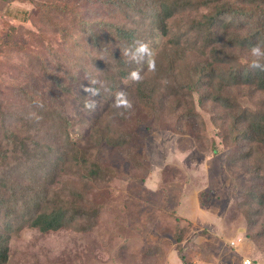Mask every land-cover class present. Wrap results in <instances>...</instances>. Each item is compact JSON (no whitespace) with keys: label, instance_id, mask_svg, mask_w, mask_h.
Here are the masks:
<instances>
[{"label":"rangeland","instance_id":"obj_1","mask_svg":"<svg viewBox=\"0 0 264 264\" xmlns=\"http://www.w3.org/2000/svg\"><path fill=\"white\" fill-rule=\"evenodd\" d=\"M116 1L0 0V145L5 132L20 124L17 118L25 121L41 103L36 108L37 122L46 123L42 132L47 134L53 112L67 118L76 147L108 171L84 183L73 159L64 161L65 152H45L60 144L52 136L43 140L47 146L38 156L13 165L4 182L18 201L36 189L47 195L41 211L52 210L53 198L61 195L92 216L40 232L15 205V220L0 212V227H9L5 264H241L243 257L264 264V207L252 203L264 193V146L253 141L251 128L256 118L264 126V92L230 88L223 108L206 99L207 78L191 98L174 88L175 77L211 62L212 51L190 25L223 0L207 10L184 11L175 10L171 0H134L128 15ZM163 3L164 35L157 17H150L151 8L159 15ZM229 3L247 6L245 0ZM226 19L242 28L225 31L239 37L226 53L240 71L250 64L253 45L241 37L248 26L262 29L264 13L254 21L225 17L215 35L224 32ZM136 40L149 44L158 69L144 62L136 68L141 80L153 84L145 104L129 88L131 80L110 87L99 76L101 67L126 57L124 50ZM91 80L99 81L93 85L99 91L94 111L84 108L91 98L83 88ZM171 88L178 95L170 96ZM121 90L130 109L113 105ZM243 111L260 114L244 117Z\"/></svg>","mask_w":264,"mask_h":264},{"label":"trees","instance_id":"obj_2","mask_svg":"<svg viewBox=\"0 0 264 264\" xmlns=\"http://www.w3.org/2000/svg\"><path fill=\"white\" fill-rule=\"evenodd\" d=\"M220 1L222 0H171V4H173V8L175 10L179 11H184L186 9H199L203 7L207 10L208 8L206 7L219 3ZM135 2L136 1L134 0H118L116 1V4L123 15H128L132 12V10H134L133 6L135 5ZM245 5H247L245 8L240 6L238 9H235L230 6L229 0H223V4L221 6L216 5L212 12L209 11L206 14H201L200 21L197 20L192 22L193 24L190 25V28L197 31V35L202 39V45H204L203 47L209 48V50L212 51L209 58L211 62L203 60L195 66L191 72H186L180 79L175 77L176 80L174 83L177 85L174 87L175 89L178 87V89L187 91L188 97L191 98L192 95L196 93V89H199L200 86L203 85V79L207 78L206 84L208 85V91L206 99L216 102L223 108H227L224 101L229 100L227 93L230 88L247 87L249 89V94H252L250 91L251 89L254 91L264 92V71L252 69L250 64H248L246 68H243L242 70L240 69L239 71L232 68V65L228 63V59H230V57L227 58L228 55L226 53V46L235 47L236 41L239 40V37L237 35V38L231 39L226 32L229 30L232 31L233 29L237 32L242 28L230 23V19H226L223 26V29L225 28L224 32L217 33L215 35V29H219L218 23L224 21L225 17L246 18L254 21L256 16H260V14L264 13V0H245ZM193 6L195 7L192 8ZM166 12L167 9L163 3L159 15L157 14L158 12L155 11V7L151 8L150 13V17H157L156 22L161 26V34L163 35L166 33V27H164V19L168 16ZM143 13L144 15L148 14L147 12ZM152 20H154V18ZM261 27L262 29L256 27H253V29L252 26H248V31L243 34L241 41L246 43L248 46L256 43L257 41L264 44V42L260 40L261 37L264 39V21L262 22ZM115 32L120 36L122 34L121 30L118 28ZM123 36H127V34L124 33ZM222 40L224 41L222 42ZM98 43L99 42H97V44ZM219 48L221 49L219 50ZM119 63H115V65H112L110 68L106 67L108 65L101 68L98 67L99 65H95L96 68L90 65L89 67L91 70L93 69L95 71L100 68L101 75L99 76H102V78L100 77V80L110 83V87H114V85H119L120 83L122 84L121 81L127 78L132 71H136V68H138L139 65V63H134V61H131L127 56L119 58ZM145 65L148 68L146 63ZM153 71H158V69L155 67V70ZM155 80H157L156 77L151 81ZM152 85L153 84L147 80H141L140 82L132 81L129 88H131L132 91H136V97L142 100V103L145 104L144 99L147 94H151L152 96V93H154V89L151 88ZM170 94L168 95L175 97L178 95V92L172 91L171 88ZM193 103L194 102L192 101V104ZM113 105L115 104L113 103ZM237 105L240 106L239 104ZM32 108V113H35V117H29L25 121L17 118V121L20 122V124H16L15 128L8 129L9 131L5 132V142L3 145H0V212H2V215L4 216H10V214H12L15 220L16 217L14 215V211L12 212V208L15 205L17 206V211L21 212V210H23L26 215H29L26 220L29 221L30 226L37 228L40 232H47L61 227L70 226L78 219H81V217L85 216L89 218L92 215L86 209L77 205L78 203L76 201L70 202L65 200V198L61 195H56V197L53 198L52 210L49 212L41 211L40 205L43 200L46 199L47 195L42 194L36 189H34L31 195H29L25 200L18 201L19 198L16 194H10L12 192L7 193L8 187L4 182L8 180V172L11 167L19 162V160L23 157L29 161L33 155L38 156V154H40L47 146L43 144V140L52 136L53 138H56L55 141L58 143L60 142V144L56 145L57 147L55 149L53 147L47 148L45 152H50L53 157L65 152L64 161L67 157H71L73 159L75 165H77L76 168L80 173H82L80 180L84 181V183L88 180L96 181L102 177L100 173L108 171L106 170V167L103 168L97 162H93L90 158L85 157L83 148L81 149L76 147L74 142L69 137V130L71 127L70 120L63 116L60 117V115H56L53 112L51 115H54L55 117H50L51 122L46 129L47 134H45V131L42 132V130L45 128L46 123L37 122L36 117H38L39 113L36 106H32ZM109 110L110 108L107 109V111ZM243 113L244 117H259L260 114H252V111L248 113L243 111ZM22 121H24V124H22ZM36 123L39 127L34 126ZM251 128L253 130L252 133L255 136L253 141L256 142V140H258L257 143H262L264 146V126L261 124V120L259 118L258 121L257 118L253 120ZM19 130L26 134L29 133V136L22 135L23 133H20ZM104 136H102V138H104ZM90 139L92 138L90 137ZM94 142L95 141L93 140V143ZM45 152L44 157L46 156ZM252 152L253 151H251V153ZM243 157L250 158V154H245ZM74 195H76L79 199L82 197L81 194ZM250 195L254 196L252 193H250ZM254 198L257 201L252 202L253 204H261V206L264 207V193H259V196H254ZM26 220L24 219V221ZM18 227H16V230L19 229ZM6 230H9L8 225L3 228L0 227V264H5L8 259L9 235L8 233H5Z\"/></svg>","mask_w":264,"mask_h":264},{"label":"clouds","instance_id":"obj_3","mask_svg":"<svg viewBox=\"0 0 264 264\" xmlns=\"http://www.w3.org/2000/svg\"><path fill=\"white\" fill-rule=\"evenodd\" d=\"M250 56L252 57L250 62V67L252 69H258L260 71H264V44L257 41L253 45H251L249 49ZM125 56L129 57L131 61L136 63L144 62L147 64L149 70H155V61H154V51L149 47L148 43H145L141 40H136L133 42V46L126 48L123 53ZM127 79L133 82H140L142 79L141 73L139 71H132ZM90 87L83 88V91L87 94L86 97H90V101H86L84 104V108L89 111H94L96 108L95 97L99 95L98 89L93 87V85L99 83L97 80H91ZM114 104L116 107H125L131 108L132 104L127 99L126 93L124 91H119L116 93ZM37 107L42 108L43 105L41 103L36 104ZM30 117L35 116V113H30ZM40 119V117H36Z\"/></svg>","mask_w":264,"mask_h":264},{"label":"built area","instance_id":"obj_4","mask_svg":"<svg viewBox=\"0 0 264 264\" xmlns=\"http://www.w3.org/2000/svg\"><path fill=\"white\" fill-rule=\"evenodd\" d=\"M241 264H254V263L252 259H250L249 257H246V258H242Z\"/></svg>","mask_w":264,"mask_h":264},{"label":"crops","instance_id":"obj_5","mask_svg":"<svg viewBox=\"0 0 264 264\" xmlns=\"http://www.w3.org/2000/svg\"><path fill=\"white\" fill-rule=\"evenodd\" d=\"M243 258H246V257H243Z\"/></svg>","mask_w":264,"mask_h":264}]
</instances>
